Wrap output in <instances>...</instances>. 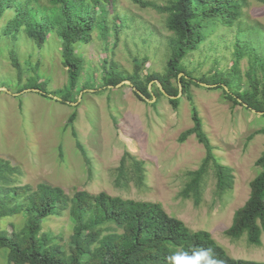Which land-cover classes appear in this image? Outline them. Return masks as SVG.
Returning <instances> with one entry per match:
<instances>
[{
  "label": "rangeland",
  "instance_id": "374dc122",
  "mask_svg": "<svg viewBox=\"0 0 264 264\" xmlns=\"http://www.w3.org/2000/svg\"><path fill=\"white\" fill-rule=\"evenodd\" d=\"M85 1H96L92 15L97 26L87 43L74 44L80 75L68 103L59 100L60 94L46 98L23 87L39 83L52 92L67 84L56 30L50 29L37 45L22 27L3 30L12 17L11 11L0 18V157L17 165L16 183L35 186L46 182L61 186L68 196L76 190L92 194L104 191L112 196L159 202L191 231H208L228 255L264 262V232L259 245L249 244L245 233L238 238L224 234L234 210L248 197L249 181L261 170L255 162L264 151V134L253 133L264 127V113L232 104L220 89L189 85L202 128L213 146L214 160L209 162L198 203L192 197H181L186 172L197 169L205 156V148L194 134L178 141L180 134L193 125L185 94L177 96L179 104L174 109L166 95L157 94L152 102H144L130 85L122 83L124 80L119 86L103 87L102 79L112 70L124 76L131 74L134 57H146L139 70L141 76L164 72L169 53L166 38L171 34L165 25L166 13L140 7L131 0ZM37 2L48 5L46 0ZM239 21L242 26L264 29V0H246ZM104 23L107 34L100 29ZM216 35L234 41L236 28L218 27L210 37ZM219 44L216 37L211 45ZM208 46L183 58L182 64L192 76L209 75L215 68L230 70L232 48L228 45L209 52ZM12 56L17 59L19 71L11 62ZM213 57L219 58L217 63H213ZM238 69L245 81L249 69L246 57L239 60ZM153 85L158 86L156 80L149 82L148 90ZM72 114L75 116L69 123ZM125 152L142 162L141 179L136 177L128 157L124 175L119 174L120 158ZM215 163L231 169V190L217 191ZM10 223L22 226L23 215L0 219V228L8 231ZM41 231L53 234L66 245L71 233L69 213L43 219ZM0 264H7L5 248H0Z\"/></svg>",
  "mask_w": 264,
  "mask_h": 264
},
{
  "label": "trees",
  "instance_id": "16d2710c",
  "mask_svg": "<svg viewBox=\"0 0 264 264\" xmlns=\"http://www.w3.org/2000/svg\"><path fill=\"white\" fill-rule=\"evenodd\" d=\"M46 1L48 5L39 4L37 0H0V18L8 10L11 11L12 17L3 30L22 27L26 36L37 45H41L50 29L56 30L61 41V64L66 68L67 84L52 92L39 83L23 87L38 88V93L46 98H50L49 94H60L59 100L68 103L80 75V60L74 54V44L90 40V34L97 26L92 15L96 1ZM131 1L140 7H151L166 13L165 25L171 34L166 38L169 53L164 72H149L141 76L139 70L146 57H134L131 74H115L111 69V74L102 77L103 87L128 80L135 96L144 102L145 98L151 99L157 94L174 96H167L174 109L179 104V98L175 96L181 87L191 106L193 125L180 134L178 141L182 142L194 134L205 148V156L197 169L186 172L180 195L183 198L192 197L198 203L204 176L214 155L188 87L190 84L199 86L200 82L214 84L211 89H220L223 97L232 104L264 113V29L256 25H240L246 0H167L164 5L147 0ZM221 26L226 30L236 28L234 41L216 35L220 44L211 45L216 38L210 37L211 33ZM100 29L107 34L106 23L100 25ZM206 45H209V52L228 45L232 48L230 70L215 68L209 75L192 76L182 60ZM242 57H246L249 63L245 81H242L238 69ZM218 59L213 57V63H217ZM11 62L19 71L14 56ZM172 79H175L174 83ZM153 80L159 83L163 92L156 85L148 90V84ZM74 116L69 117V123ZM259 133L264 134V127L256 129L253 134ZM72 135L76 136L74 129ZM76 144L85 155L81 144ZM125 157L130 159L136 177L141 179L142 162L128 152L120 158L119 174L123 176L125 173ZM255 163L261 170L249 181L248 197L234 210L224 234L229 238H238L245 233L249 244L259 245L260 235L264 232V151ZM18 174L17 165L0 157V219L14 215L24 217L20 227L10 223L8 231L0 228V248L6 249L7 264H168L172 251H191L200 247L212 248L222 264H264L263 261L228 255L208 231H191L180 219L169 215L159 202L122 198L104 191L92 194L76 190L68 196L61 186L46 182L35 186L17 184ZM215 178L219 193L231 190L233 176L229 167L215 163ZM64 211L69 213L71 221L66 245L60 244L53 234L41 231L43 219L59 216Z\"/></svg>",
  "mask_w": 264,
  "mask_h": 264
},
{
  "label": "clouds",
  "instance_id": "9594fccd",
  "mask_svg": "<svg viewBox=\"0 0 264 264\" xmlns=\"http://www.w3.org/2000/svg\"><path fill=\"white\" fill-rule=\"evenodd\" d=\"M168 264H222L215 251L210 247L195 250H174L168 257Z\"/></svg>",
  "mask_w": 264,
  "mask_h": 264
},
{
  "label": "water",
  "instance_id": "95a60500",
  "mask_svg": "<svg viewBox=\"0 0 264 264\" xmlns=\"http://www.w3.org/2000/svg\"><path fill=\"white\" fill-rule=\"evenodd\" d=\"M122 83H125V84H128V85H130V82L128 81V80H124ZM122 83H117L116 84V86H119L120 84H122ZM200 84L201 85H203V86H206V87H211V86H213V85H210V84H206V83H202V82H200ZM149 85V84H148ZM158 86H159V83H158ZM160 87V86H159ZM26 90H28V89H25V91ZM29 90H31V91H35V92H38L39 91V89H37V88H29ZM133 90H134V88H133ZM160 90L163 92V90L161 89V87H160ZM180 93H181V87L179 86V92H178V95L177 96H179L180 95ZM166 96H168V97H174V96H169V95H167L166 93H164ZM177 96H175V97H177ZM148 102H152V99H147V98H145ZM251 111H253V112H256V113H258V114H261V113H263V112H261V111H255V110H253V109H251Z\"/></svg>",
  "mask_w": 264,
  "mask_h": 264
}]
</instances>
